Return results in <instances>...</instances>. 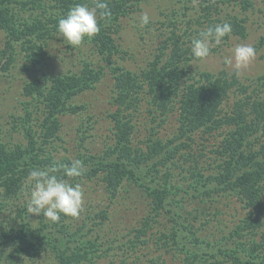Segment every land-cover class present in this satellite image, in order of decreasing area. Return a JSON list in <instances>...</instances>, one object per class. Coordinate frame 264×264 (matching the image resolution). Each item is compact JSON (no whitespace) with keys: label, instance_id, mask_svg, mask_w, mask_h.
<instances>
[{"label":"trees","instance_id":"trees-1","mask_svg":"<svg viewBox=\"0 0 264 264\" xmlns=\"http://www.w3.org/2000/svg\"><path fill=\"white\" fill-rule=\"evenodd\" d=\"M142 1L108 0L112 15L100 21L101 31L88 40L94 51L105 59L120 51L115 38L119 21ZM94 2L0 0V27L7 38L0 46V70H9L13 65L17 40H22L28 62L45 65L50 40L61 38L58 20L73 4ZM242 3L244 9L253 4L251 0ZM205 7L207 11L213 9L209 3ZM20 11L27 15L24 20ZM205 19L199 23L202 26L197 30L198 37L201 31L221 23L212 14ZM229 23L232 33L247 35L246 25L237 17ZM260 42L264 43V36ZM172 44L167 53L165 44L159 45L156 56L139 71L119 61L110 63L114 78L111 102L116 108L108 112L113 122L112 142L105 145L102 153L91 151L88 145L93 136L91 114L77 127L78 151L72 158L58 157L52 144L57 139L64 140L62 116L81 115L87 109L86 101L75 102L77 96L94 88L107 73L104 67L97 68V61L86 58L91 55L82 53L81 46L76 47L77 57L71 59L78 69L69 67L53 77L46 74V80L26 81L23 93L29 97L20 119L15 113L0 114V264H19V257L26 263L24 256L35 262L47 256L49 250L56 264H97L99 257L135 248L152 250L153 264H168V258L177 259L179 252L184 264H264V93L256 87L250 90L251 85L242 80L237 70L193 72L187 61L191 57L176 34ZM232 96V105L223 107ZM173 115L175 128L162 134ZM141 116L146 118L145 137L135 140L141 133L136 123ZM16 132H22L26 142L20 138L15 141ZM217 132L222 138L212 145L205 159L213 165L207 173V164L191 162L188 148H193L196 134ZM74 159L84 163L85 173L79 178L102 176L111 199L128 184L141 188L149 212L126 233V241L113 238L106 246H98L96 241L81 240L87 233L88 215L97 216L96 224L104 225L110 217L108 208L94 214L88 211L82 222L65 223L61 214L58 222L41 218L38 226L32 225L34 219L26 206L15 215L7 212L10 200H20L28 193L26 177L31 168H46L54 163L70 165ZM223 198L239 201L245 213L229 233L211 240L204 234L205 223L195 222L204 215L214 218L221 211L216 202ZM185 204L192 208L186 209ZM10 217L22 220L9 223ZM48 233L54 239L46 244ZM147 234L148 238H143ZM73 240L76 245L71 244Z\"/></svg>","mask_w":264,"mask_h":264},{"label":"rangeland","instance_id":"rangeland-1","mask_svg":"<svg viewBox=\"0 0 264 264\" xmlns=\"http://www.w3.org/2000/svg\"><path fill=\"white\" fill-rule=\"evenodd\" d=\"M251 1L253 4L248 9H244L242 0H144L137 5L135 11L130 12L127 16H123L119 21L120 27L118 32L115 33L120 50L118 53L110 55L109 58L105 59L98 51H94V47L86 39L81 46L82 53L91 55V57L86 58L97 61V68L104 67L107 73L94 88H90L77 96L76 103L86 101L88 104L87 109L81 115L67 114L62 116L63 126L61 133L64 140L57 139L52 142L58 157L72 158L74 153H76L75 150L78 151V147H76L79 133H77V127L81 124V120L86 119L89 114L93 115L90 130L93 133V140H89L88 145L91 151L102 153L105 145L112 142L113 131L110 129V125L113 122L108 117V112L116 108V104L111 102L114 78L110 72V63L119 61V64L124 67L133 71H139L142 67L146 66L150 59L156 56L159 52V45L165 44L164 50L166 53L170 50L175 34L179 38L181 46L191 57L187 60L190 68L197 74L200 71L206 70L218 73L222 69L233 72L236 69L234 66L225 65V57L232 56L234 47L238 44L252 45L257 52L256 59L246 68L239 70L238 74L245 83L251 85L250 90L256 87L262 89L261 93H264V43L260 42L261 37L264 36V0ZM208 3L209 5H213L212 11H207L205 5H208ZM216 7H218V13L216 12ZM143 12H147L151 18L150 23L147 25H142L139 20ZM19 14H21V20L27 17L22 11ZM211 14L213 17H219L221 23H229L234 17H237L239 21L246 25L247 35L243 37L231 33V36L225 38L220 45L213 46L211 54L207 58L203 60L197 59L192 56L191 41L194 38H198L197 30L202 26L199 23L205 22V18ZM59 36L63 38L61 35ZM61 38L50 40V44L47 47L49 55L47 56L45 65L35 61L28 62L25 56L26 52L23 50L22 40L15 41L16 48L13 65L9 70H0V114L8 116L11 113H15L18 119H20L21 115L25 114L24 101L29 97L23 93L26 81L46 80V74L49 77H53L54 74L65 73L69 67L78 69L77 66L71 64V59L76 58L78 55V49L71 50V47ZM6 39V31L0 27V46L5 44ZM234 100L235 96L227 99L223 107H229ZM171 118L173 120H169L165 124L162 134L175 128L176 122L174 120H176V116L173 115ZM13 123L15 121L10 123L9 127ZM136 123L139 125L137 132L141 133L135 140L144 139L143 133L147 127L145 125L146 118L141 116L139 122L136 121ZM13 137L15 141H18L20 138L26 142L22 132H16ZM221 138L222 136H219L218 132L206 134L205 136H202V133L196 134L194 142H192L193 148H188V151L191 152V162L197 163L199 161L200 164H207L205 165V171L209 173L213 165L207 163L210 159H205L209 155L212 145ZM184 160L182 159L181 161ZM176 169L178 170L179 167H176ZM71 182L82 185L84 205L83 211L78 218L65 216V223L84 221L83 218L88 211L94 214L108 208L110 213V217L106 219L104 225L96 224L97 216L88 215L87 233L82 235L81 240L84 238L88 242L96 241L98 246H106L107 241L113 238H119L120 242L126 241V233L138 225V220L149 212L144 202L146 197L141 188L136 187L135 183L126 185L121 189L117 197L111 199L112 197L106 189L102 176L85 177L83 179L73 178ZM26 195L22 196L20 200H10L7 212L15 215L19 209L27 207L29 190ZM25 201H27L26 204L24 203ZM216 205L221 211H217L218 214L214 218L210 219L204 215L195 222L197 225L205 223L204 234L209 235V239L211 240L219 239L222 235L229 233L239 218L244 216L245 213L241 203L235 199L229 200L223 198L217 201ZM185 206L186 209L192 208L191 205L187 206L185 204ZM213 209H216V207ZM32 217L34 219L32 220L33 226L40 225L38 221L41 218L44 219L42 215H31L30 218L32 219ZM21 220L20 217H10L9 223H17ZM44 220L51 222L47 219ZM70 228L75 229L74 226ZM52 237L53 235L48 233L44 239L45 243L48 244V241L53 242L54 238ZM144 237L148 238V234L147 236L144 235ZM71 244L76 245L75 240ZM84 244L82 243L81 246L83 247ZM181 253L179 252L180 256L177 259L169 257L168 264H184V261H181L183 256ZM24 257L26 258V263L23 261V258L19 257V264H56L52 250H49L47 256L40 257L35 262L29 256ZM152 257V250H136L135 248L127 253L122 251L115 256L105 255L99 257L97 264H153ZM226 264L231 263L227 262Z\"/></svg>","mask_w":264,"mask_h":264},{"label":"clouds","instance_id":"clouds-1","mask_svg":"<svg viewBox=\"0 0 264 264\" xmlns=\"http://www.w3.org/2000/svg\"><path fill=\"white\" fill-rule=\"evenodd\" d=\"M108 0H95L93 5L76 3L70 6L67 13L58 20V33L71 48L80 47L85 40H91L101 31L102 19L111 17ZM147 12L141 13L142 25L150 23ZM232 26L228 22L217 23L199 33L198 38L191 41V53L197 59L207 58L213 46L220 45L226 37H230ZM256 49L250 44H238L232 56L225 57L227 66L237 70L246 68L256 59ZM62 174H60V170ZM85 173L84 163L80 159L72 160L70 165L53 164L50 167H33L29 170L26 183L29 198L26 211L35 216L58 222L61 214L78 218L83 211L84 191L80 183H72L73 178L82 177Z\"/></svg>","mask_w":264,"mask_h":264}]
</instances>
